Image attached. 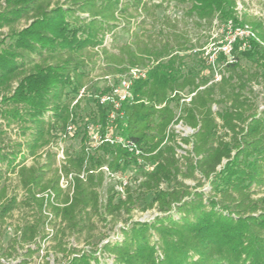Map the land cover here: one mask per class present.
Returning a JSON list of instances; mask_svg holds the SVG:
<instances>
[{
    "label": "trees",
    "instance_id": "trees-1",
    "mask_svg": "<svg viewBox=\"0 0 264 264\" xmlns=\"http://www.w3.org/2000/svg\"><path fill=\"white\" fill-rule=\"evenodd\" d=\"M171 1L189 4L187 15L198 26L218 18L249 31L234 37L230 51L236 55L225 61L217 80L210 70L201 75L185 68L191 47L167 16L156 33L147 29L149 19L152 28L158 22L165 0H0V35L8 30L0 40V264L8 260L1 242L6 219L20 207L38 215L14 230L12 248L23 256L57 240L62 264H264V110H258L252 87L264 70V16L247 18L236 0ZM21 20L26 24L18 30ZM119 28L130 41L116 51L102 46L105 35L112 40ZM166 28L171 31L162 36ZM150 61L146 78L132 84V98L114 121L115 132L142 154L102 144L86 156L84 130L80 153L66 154L61 166L65 174L85 172L84 180L75 176L69 197L59 188L49 145L76 113L74 96L96 68L120 75ZM96 113L104 127L108 109L98 106ZM179 122L192 133H175L171 126ZM104 165L112 172L142 167L143 173L134 190L128 182L122 196L113 187L101 203ZM46 190L58 203L49 207V223L61 224L58 230L51 226L50 235L36 197ZM135 193L151 195L144 207L154 210L151 219L131 220ZM120 214L128 218L124 225L94 251L72 244L66 249L61 242L65 231L81 232L94 216L106 221Z\"/></svg>",
    "mask_w": 264,
    "mask_h": 264
},
{
    "label": "rangeland",
    "instance_id": "rangeland-1",
    "mask_svg": "<svg viewBox=\"0 0 264 264\" xmlns=\"http://www.w3.org/2000/svg\"><path fill=\"white\" fill-rule=\"evenodd\" d=\"M166 3L163 4L165 10L157 11L156 15L158 22L153 24L152 20L149 19L147 22V29L150 33H156L159 26H161V18L163 15L167 16L170 21H173L177 26V31L183 35L182 41L185 42L187 47H191V51L186 52V58L184 60L185 68L193 69L196 73L204 75L206 70H210V75L213 79L219 76V72L225 61L232 59L236 55L230 51L231 43L236 35H247L245 30L241 28H233L230 24L224 23L218 18H215L211 24H202L201 26L196 25V20L194 17L187 15V10L189 9V4H178L171 0H165ZM237 1V11L241 14H245L247 18H261L264 16V0H236ZM26 22L21 20L16 24V29H21L25 26ZM171 29L166 28L162 32V36H166L170 33ZM3 35L8 33L6 28L1 30ZM3 35H0V40ZM161 36V35H160ZM130 41L129 34L123 29H117L114 38L111 42H108V48L112 51H116V47ZM7 43L8 40L6 39ZM5 43V44H6ZM223 52V57L218 53ZM239 63L248 69L249 71H254V65L250 61L245 59H239ZM117 75L110 74V70L107 67H100L92 70L89 81L86 86L90 93L98 94L103 89H105L109 84L116 82ZM258 83L253 84V91L257 95L258 110H264V70L258 71ZM216 80V79H215ZM91 99L85 98L81 101V104L76 109V114L78 119H76V127L74 131L62 142L65 154L69 156H76L80 153L82 147V137L84 134V126L95 119V110L93 109ZM217 108L214 107V110ZM176 113H179V108L176 109ZM177 124H174L171 129L178 130L180 134L187 135L188 128L182 126L176 128ZM179 134V135H180ZM181 135V136H182ZM57 137V136H56ZM55 137V138H56ZM55 139L49 145L53 147L55 145ZM119 176H124L130 183L131 190L135 189L136 180L139 179L143 173L142 167H131L130 169L116 172ZM11 186H14V191L17 192L19 189L15 187L16 180L12 177L9 180ZM189 185H192V181H187ZM115 186V181L112 179H104L102 187L99 189L100 202L104 203L108 192ZM163 188L166 185L162 186ZM205 190L209 189V186L204 183ZM134 197H138V203L135 209L131 213L132 221H145L154 215V210H144L145 205L150 202L151 195H144L141 193H135ZM118 198V197H117ZM38 219V215L34 208L20 207L15 209L10 216L6 219L5 226L3 229V235L1 237L2 247L4 253L7 255L8 260L5 264H17L25 258L26 264H62L63 254L59 251V244L57 240H50L44 244H39L41 246L40 252H34L31 256H23V250L17 252L12 247L13 242L12 237L14 235V230L17 227L22 226L27 221H35ZM127 216L125 214L116 215L114 217L108 216L106 221L100 216H94L91 218L83 228L81 232L69 233L65 231L63 234V241L65 243V248L68 249L71 244L76 248H81L84 250L92 249L93 251L102 244V240L105 237H113L119 228L124 225ZM130 220H128L129 222ZM51 226L54 229H60L61 224L58 220L54 221ZM66 241V242H65ZM62 242V244H63ZM37 243H39L37 241ZM69 244V245H68ZM88 244V246H87ZM37 245V244H36ZM36 245H31L34 250ZM12 256V257H11Z\"/></svg>",
    "mask_w": 264,
    "mask_h": 264
},
{
    "label": "built area",
    "instance_id": "built-area-1",
    "mask_svg": "<svg viewBox=\"0 0 264 264\" xmlns=\"http://www.w3.org/2000/svg\"><path fill=\"white\" fill-rule=\"evenodd\" d=\"M247 34L249 31H246ZM108 42H111L110 35L107 34L104 37L102 46H108ZM95 51L98 50V47L94 49ZM100 63L98 59L97 64ZM153 61L147 62L145 66H131L128 67L122 74L117 75L116 82L109 84L108 90L106 92H99L98 94L90 93L87 86L84 85L81 87L77 94L74 96L73 101L71 102V108L78 107L81 104V101L85 98L91 99L93 102V109L95 110L94 117L96 120L85 124L84 130L87 133V141L85 143L84 154L88 156L93 152L94 149L99 147L102 144H109V145H119L121 148L125 149L129 153L134 154L135 156H139L141 151L137 148V146L129 139L123 138L115 132L114 121L118 118H122V113L120 112L121 104L127 100L132 98V91L131 87L132 84L141 79H145L149 68L153 65ZM217 80V79H216ZM190 97L182 100L188 102ZM107 108L108 113L106 115V125L101 127L100 122L98 121V115L96 113L97 107ZM76 119H78L77 114L71 113L68 122L65 125V128L62 132L57 133V137L55 138V145L49 147L50 151L55 154V161L56 167L58 168L59 172V181L58 185L59 188L66 192L69 197H71L74 188V178L75 176L79 177L80 179H85V172L82 171L79 174L75 173H62L61 166L65 164L66 161V154L62 146V142L66 139L75 129L76 127ZM174 125V124H173ZM172 125V126H173ZM171 126V127H172ZM182 124L179 122L176 125V128H181ZM188 134L192 133V130L188 128ZM175 133L180 134L178 130H174ZM182 135V134H180ZM186 136V135H182ZM142 161L138 159V163ZM146 170L152 169L151 165L145 166ZM100 171L103 172L104 178L112 179L115 181L114 190L123 196L124 194V187L128 184V180L124 176H119L116 172H112L108 169L106 165L99 168ZM36 197L41 199L43 202L42 213L44 216L47 217L48 222L45 225V232L46 234H52V227L49 221L53 220L52 213L50 212V206H57L58 203L55 199V194L51 190H46L36 194ZM152 218V217H151ZM149 218V219H151ZM148 219V220H149ZM105 242V241H103ZM3 264L6 261L1 260Z\"/></svg>",
    "mask_w": 264,
    "mask_h": 264
}]
</instances>
